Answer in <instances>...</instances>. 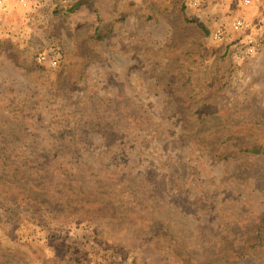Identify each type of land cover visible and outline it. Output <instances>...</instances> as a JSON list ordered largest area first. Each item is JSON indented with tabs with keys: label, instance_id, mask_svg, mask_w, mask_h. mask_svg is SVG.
Returning a JSON list of instances; mask_svg holds the SVG:
<instances>
[{
	"label": "rangeland",
	"instance_id": "obj_1",
	"mask_svg": "<svg viewBox=\"0 0 264 264\" xmlns=\"http://www.w3.org/2000/svg\"><path fill=\"white\" fill-rule=\"evenodd\" d=\"M0 264H264V0H4Z\"/></svg>",
	"mask_w": 264,
	"mask_h": 264
},
{
	"label": "built area",
	"instance_id": "obj_2",
	"mask_svg": "<svg viewBox=\"0 0 264 264\" xmlns=\"http://www.w3.org/2000/svg\"><path fill=\"white\" fill-rule=\"evenodd\" d=\"M207 0H188V3L192 7H201L203 4H205ZM243 4L245 6H250L253 2V0H242ZM4 7V0H0V8ZM232 27L235 31L243 32L242 37H237L233 39L232 41L235 42L233 48L238 49L242 52V54L245 55H253L255 54L259 47H260V40L258 37V34L253 33L252 31L249 33H246V30H248L249 25L242 17H235L232 19ZM212 36L215 40L218 42H222L226 38L225 28L223 26H217L213 32ZM41 59H45L44 55H41ZM52 65L57 64L56 58L52 60Z\"/></svg>",
	"mask_w": 264,
	"mask_h": 264
},
{
	"label": "trees",
	"instance_id": "obj_3",
	"mask_svg": "<svg viewBox=\"0 0 264 264\" xmlns=\"http://www.w3.org/2000/svg\"><path fill=\"white\" fill-rule=\"evenodd\" d=\"M256 152H258V153H259V150H256Z\"/></svg>",
	"mask_w": 264,
	"mask_h": 264
}]
</instances>
